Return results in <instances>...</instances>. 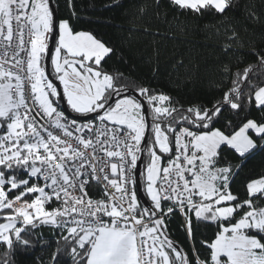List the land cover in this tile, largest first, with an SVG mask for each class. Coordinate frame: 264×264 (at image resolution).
Wrapping results in <instances>:
<instances>
[{
	"label": "snow or ice",
	"instance_id": "1",
	"mask_svg": "<svg viewBox=\"0 0 264 264\" xmlns=\"http://www.w3.org/2000/svg\"><path fill=\"white\" fill-rule=\"evenodd\" d=\"M71 3L72 0H68L69 6ZM172 3L180 9L201 14V10L210 9L224 14L230 7V0H172ZM25 29L30 37V48L25 46ZM57 29L58 46L50 60L63 85V95L75 113L82 116L95 113L94 120L107 122L104 128L81 124L74 127V132L79 133L74 135L69 128L77 121L69 122L58 110L57 100L52 99L58 96V91L41 61L48 47L46 34ZM14 35L17 40V49L13 52L15 63L5 69L6 61H0V128L5 129L0 134V213H4L3 219L7 221L0 223V243L8 249L13 248L14 239L29 245L25 237L33 234L31 229L45 225L62 230V239L71 246L72 264H264V207H254L251 199L264 197V178L250 182L247 185L250 198L239 201L237 196L225 191L230 167H216L222 146L244 156L257 147L250 131L264 141V122L249 119L232 133L210 127L225 104L233 110H243L246 104L254 102L264 111V86L249 77L252 66L234 74L232 87L224 93L222 103L214 104L211 109H189L194 119L181 114L168 122V131L174 134L175 152L169 136L155 121L177 110L153 106L154 145H158L160 153L170 154L171 167L161 169L158 165L162 157L147 148V141L145 149L140 147L148 127L141 114L142 103L127 95L117 100L116 96L126 89L122 90L101 66L112 51L110 48L85 32L74 34L67 20L57 24L50 0H0V39L10 45ZM236 35L233 30L228 39H235ZM21 52L25 53L24 59L19 58ZM62 52L67 54L63 60ZM255 55L259 66L264 67V53ZM76 64L83 71L78 70ZM225 71H228L227 66ZM138 94L145 96L149 105L169 100L165 95H149V90L142 87ZM124 128L130 131L124 132ZM84 129L88 132L95 129V139L88 137ZM129 135L131 141L125 139ZM101 136L107 139L102 141ZM114 140L124 142L125 153L104 147ZM96 145L101 146L107 157L120 158V182L110 179L103 166L97 168L93 163L97 160ZM189 146L193 151L189 152ZM144 150L149 151L151 161L147 167V194L153 206L137 213V196L134 190L127 188L130 178L125 164L136 168L137 152ZM110 164L111 173L117 175V163L110 161ZM173 170L177 176L175 187L171 180L167 186L154 187L160 172L167 180ZM186 172L189 177L185 176ZM92 181H107L103 191L107 199L94 200L89 195ZM131 182L135 184L134 180ZM108 185L121 195H113ZM195 196L200 197L201 202H195ZM173 198L174 204H162V200ZM55 201H59L60 206L46 209V205ZM185 201L197 219L229 222L230 226L219 225L222 231L214 242L207 244L210 253L206 258L202 259L195 249L189 256L166 236L160 239L164 235L161 229L165 219L177 210L184 213ZM232 201L236 203H227ZM239 209L245 210L238 212ZM185 224L191 236V217ZM63 231L67 235H63ZM59 254L58 248L53 254V264H59Z\"/></svg>",
	"mask_w": 264,
	"mask_h": 264
},
{
	"label": "trees",
	"instance_id": "2",
	"mask_svg": "<svg viewBox=\"0 0 264 264\" xmlns=\"http://www.w3.org/2000/svg\"><path fill=\"white\" fill-rule=\"evenodd\" d=\"M53 5L58 21L67 20L74 34H90L112 50L102 60L101 66L122 90L126 89L117 96L125 92L135 93L145 102L151 121L147 147L154 123L153 106L177 110L155 121L161 124L162 131L171 141L173 133L167 129L168 122L181 114L194 119L189 109H211L214 104L222 103L237 71L243 72L252 66L249 77L257 85L264 86V67L259 66L255 55L256 52L264 53V0H230V7L224 14L214 9L201 10L203 14L180 9L172 0H72L71 6L68 0H53ZM233 30L237 35L230 40L228 37ZM226 66L228 71H225ZM141 87L148 89L149 95H165L169 100L162 103L154 101L149 105L146 97L138 94ZM52 99L58 102V97ZM70 113L82 117L72 111ZM249 119L264 122V111L254 102L246 104L243 110H233L225 104L210 127L232 133ZM4 131L2 128L0 134ZM202 131L207 132L208 129ZM256 141L258 146L244 157L222 146L216 165L230 167L226 191L237 196L239 201L250 198L247 193L250 182L264 178V141ZM143 154L140 178L145 150ZM169 155L162 156V164L169 162ZM251 199L255 202L254 207H264V197ZM196 200L200 202L201 198L197 196ZM147 202L150 206L148 199ZM227 203L234 205L236 201ZM138 209L139 213L143 210L139 202ZM3 216L4 213H0V223L6 221ZM189 217L192 221L191 236L183 229L182 218L177 213L167 216L163 230L189 256L195 249L202 259L206 258L210 253L207 244L214 242L222 231L219 225L228 226L229 222L197 219L195 214ZM31 231L33 234L25 237L30 241L29 245L15 242L14 238L12 249L0 243V264L5 260L7 264H53V254L58 248L59 264H72L71 246L62 239L61 229L39 225ZM63 235L67 232L63 231Z\"/></svg>",
	"mask_w": 264,
	"mask_h": 264
},
{
	"label": "built area",
	"instance_id": "3",
	"mask_svg": "<svg viewBox=\"0 0 264 264\" xmlns=\"http://www.w3.org/2000/svg\"><path fill=\"white\" fill-rule=\"evenodd\" d=\"M13 16H15V13L13 14ZM14 27H15V24H14ZM24 39H25V46L27 48H30V43H29L30 37L27 34V29H25V37H24ZM16 49H17V40H16L15 35H14L13 41L10 43V45H9V42L0 39V61H6V63H4L5 69L10 68L11 65L15 63V60L13 59V52ZM19 58L24 59L25 58V53L24 52H21ZM13 71H15V69H13ZM69 122H71V121L69 120ZM106 123L107 122H105L104 124H102L99 121V119H95V120L93 119V120H89V121L82 122V123H80L78 125L76 124L73 127H70L69 128V131H73L74 132V127H78L81 124H83V125H92V124H94L98 128H104ZM110 127H115V126H110ZM54 131H56V130H54ZM128 131H130V130L124 128V132H128ZM84 132H85V134L88 137H91V138L95 139V129L92 132H88L87 129H84ZM74 135H79V133H75L74 132ZM105 139H107V137L101 136V140L102 141L105 140ZM125 139H127L128 141H131V136L130 135L129 136H126ZM72 142L75 143L74 140ZM104 147L105 148H108L109 150L118 151V152H121V153H125L126 152V148L124 146V142L121 141V140L111 141L110 144H105ZM171 147L173 148V152H175L176 151V148H175L174 134L171 137ZM88 151L91 152L92 149H89ZM191 151H192L191 150V146H189V152H191ZM96 156H97V160L96 161H93V163H95L97 165V168L103 166L104 167V170H105V173L108 174V176H109L110 179H117V181L120 182V176H119L120 158L119 157H116V156H114V157H107L106 154L104 153V151L101 150V146L100 145H96ZM126 160H130V157H126ZM110 161L113 162V163H117V165H118V173H117V175H113L111 173V164H110ZM184 163H185V166L187 167L186 162H184ZM198 164H199V161H197V165ZM125 168H126V171H127V175L130 178L129 183L127 184V188L130 191L131 190H134L136 192L135 184H133L131 182L132 180L135 181V177H134V175H135L134 174L135 173V168L134 169L131 168V166L129 164H127V163L125 164ZM100 175L103 176L104 173H100ZM185 176L186 177H189V173L186 172L185 173ZM168 180L173 181L172 187H175L176 186L175 181L177 180V176H176L174 170L172 172V175L169 176L167 178V180L164 178L163 172H161L160 177H159L158 182H157V186H156L157 189H159L162 184L165 185V186H167ZM179 183L182 185L183 184V181H179ZM105 184H107V181H102L100 183H97L96 181H92V183L90 184V186L88 188L89 195L94 200L95 199H107V197H104L103 196V191H104V185ZM108 190L111 191L113 193V195H115L117 197H119L121 195V193H117L115 191V189L111 185H108ZM161 195H163V193H161ZM184 195H187V193H184ZM136 196H137V193H136ZM196 197L197 196L193 197V199H194L195 202L199 203L196 200ZM174 200H175V198H173V200H162V204L163 205L174 204ZM124 202L127 203V199H125ZM137 203H138V198H137ZM185 204H186V207L184 209V213H187V216L184 213L180 212L179 210H177L175 213H177L180 216V218H182L183 229H185L187 235L189 236V233H188L187 228H186L185 221H186V219L190 215H193L194 214V210L193 211H189L188 208H187V201H185ZM58 206H60V202L59 201H55L54 203L48 204L45 207H46V209H53V208H56ZM136 212L139 213V209L138 208L136 209ZM145 221L147 223V219H145ZM148 225H151V224L149 223Z\"/></svg>",
	"mask_w": 264,
	"mask_h": 264
},
{
	"label": "water",
	"instance_id": "4",
	"mask_svg": "<svg viewBox=\"0 0 264 264\" xmlns=\"http://www.w3.org/2000/svg\"><path fill=\"white\" fill-rule=\"evenodd\" d=\"M50 8L51 10L53 11L54 13V20L58 23V17L56 15V9L53 5V0H50ZM58 31V29H57ZM57 31L53 32L50 34V39L48 41V47H47V51H46V54H45V57H44V68H45V71H46V75L49 76L50 78V81L54 84V86L57 88V91H58V103L60 104V107H61V112L70 120H75L77 122H85V121H89V120H93V117L96 116L95 113L93 114H89L88 116H76L72 113H70L66 103L64 102V98H63V92L61 91V86L60 84H58L57 82L53 81L52 77H51V74H50V71H49V67H50V57L52 56V53H53V50H54V44H55V41L57 39ZM69 60H72V59H69ZM78 68H80L79 64H76ZM125 95H127L128 97H132L134 99H136L137 101L141 102L143 107L141 109L142 111V115L145 116V120H146V124L148 125V127L146 128V132H145V138L144 140L141 141V149H144V146H145V141L148 140V137H149V130H150V125H151V121L149 120V110H147V107H146V104L145 102L135 93H130V92H125L123 94H121L120 96H117L116 99H119L120 97H125ZM137 156H138V160H137V166L135 168V188H136V193H137V198H138V201L139 203L143 206V209H147V208H151L147 202V199L144 197V193H143V190H142V187H141V178H140V164L142 163V157L144 156L143 154V151H138L137 152ZM162 231H164V235L160 237V239H164V237L166 236L168 239L169 237L167 236L165 230L161 229ZM174 243V242H173ZM175 244V243H174ZM175 246L180 249L178 247L177 244H175ZM184 252V251H183Z\"/></svg>",
	"mask_w": 264,
	"mask_h": 264
},
{
	"label": "rangeland",
	"instance_id": "5",
	"mask_svg": "<svg viewBox=\"0 0 264 264\" xmlns=\"http://www.w3.org/2000/svg\"><path fill=\"white\" fill-rule=\"evenodd\" d=\"M59 22V21H58ZM58 24V23H57ZM51 34V33H50ZM50 34H46L47 35V45H48V41H49V37H50ZM57 39H56V41H55V44H54V50H55V47L56 46H58V38H59V34H58V31H57ZM54 50H53V53H52V55H54ZM46 53V52H45ZM45 55V54H44ZM67 56V54L65 53V52H62V60H63V58H65ZM68 59H74V58H72V57H67ZM75 59H79V58H75ZM90 63V62H89ZM76 67H77V65H76ZM77 69L78 70H81V71H83L82 69H80V68H78L77 67ZM68 71L70 72L71 71V69H68ZM60 81V80H59ZM60 86H61V91L63 92V85L60 83ZM63 98H64V102L66 103V105H67V107H68V109H69V111H72L73 113H75L72 109H71V107L68 105V103H67V99H66V97H64V95H63ZM121 99H123V98H121ZM118 100H120V99H118ZM76 114H78V113H76ZM91 114H93V113H91ZM90 114V115H91ZM141 114H142V111H141ZM78 115H81V114H78ZM2 128H0V130H1ZM151 132H152V135H151V138H150V140H149V145H148V149H153V150H155L156 152H157V154L158 155H160L161 157L163 156V155H166V154H162V153H160L159 152V148H158V145H154V132H153V130L151 129ZM249 135L252 137V135L249 133ZM253 138V137H252ZM254 139V138H253ZM255 141V140H254ZM145 162H144V167L142 168V175H141V180H142V187H143V190H144V194H145V196H146V198L148 199V201H149V203H150V207H152L153 206V202H152V200H151V197L147 194V167L150 165V155H149V151L148 150H145ZM164 164H162V159H161V161H160V163H159V165H158V167H160L161 169L162 168H164ZM161 173V172H160ZM159 173V174H160ZM159 177H160V175H158L157 176V179H156V182L158 181V179H159ZM154 187H155V185H154ZM215 207H218V206H215ZM7 221H5V222H2V223H6ZM151 226V225H150ZM228 226H230V225H228Z\"/></svg>",
	"mask_w": 264,
	"mask_h": 264
},
{
	"label": "crops",
	"instance_id": "6",
	"mask_svg": "<svg viewBox=\"0 0 264 264\" xmlns=\"http://www.w3.org/2000/svg\"><path fill=\"white\" fill-rule=\"evenodd\" d=\"M250 134L252 135V137L254 138V140H255V142H256V144H257V146H258V142L256 141V139L257 140H259L260 141V139H259V137L258 136H256L254 133H252L251 131H250ZM231 149V148H230ZM255 149V148H254ZM254 149H251L249 152H247V153H245L244 154V156H246V155H248V153H250L251 151H253ZM192 151H193V149H191ZM236 154H237V156H239V157H244V156H241L239 153H237L234 149H232ZM199 154V153H198ZM164 167H171V165H170V162H167L166 163V165L164 166ZM157 183V182H156ZM219 181L217 182V184L219 185ZM155 187H156V184H155ZM157 188V187H156ZM225 191H226V189H225ZM201 202V201H200ZM203 203H209L208 201H203Z\"/></svg>",
	"mask_w": 264,
	"mask_h": 264
},
{
	"label": "flooded vegetation",
	"instance_id": "7",
	"mask_svg": "<svg viewBox=\"0 0 264 264\" xmlns=\"http://www.w3.org/2000/svg\"><path fill=\"white\" fill-rule=\"evenodd\" d=\"M45 57V56H44ZM44 57H43V60H44ZM42 65L44 66V61L42 63ZM49 71H50V74H51V77L53 79V81L57 82L58 84H60V81L59 79L57 78V74L54 72V66L51 64L50 62V67H49ZM145 160L143 161V164H144Z\"/></svg>",
	"mask_w": 264,
	"mask_h": 264
},
{
	"label": "clouds",
	"instance_id": "8",
	"mask_svg": "<svg viewBox=\"0 0 264 264\" xmlns=\"http://www.w3.org/2000/svg\"><path fill=\"white\" fill-rule=\"evenodd\" d=\"M139 202V201H138Z\"/></svg>",
	"mask_w": 264,
	"mask_h": 264
}]
</instances>
